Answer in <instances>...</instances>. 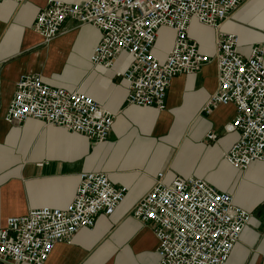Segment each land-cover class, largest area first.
Here are the masks:
<instances>
[{"label": "crops", "instance_id": "0c3cea01", "mask_svg": "<svg viewBox=\"0 0 264 264\" xmlns=\"http://www.w3.org/2000/svg\"><path fill=\"white\" fill-rule=\"evenodd\" d=\"M47 1L0 3V228L6 219L30 210L66 209L80 174H105L112 185L126 189L124 201L110 216L96 218L93 228L80 230L71 244L55 246L45 264H157L153 225L135 220L132 210L159 175L165 185L194 178L233 195L234 204L251 215L226 264H264V163L253 162L240 172L223 158L238 135L226 130L235 116L232 106L204 110L218 85L215 62L173 78L163 111L128 105L127 85L115 74L126 71L130 56L119 54L108 70L93 66L90 57L100 33L70 19L45 43L33 23ZM220 30L237 36L239 53L248 56L252 46L264 44V0L243 4ZM171 33L158 31L154 54L160 62L174 36L168 49L160 48L158 40ZM190 37L202 55L213 57L212 29L192 21ZM25 75L83 94L112 114L106 141L95 144L32 119L20 125L5 122L15 84ZM210 134L214 139L207 138Z\"/></svg>", "mask_w": 264, "mask_h": 264}, {"label": "built area", "instance_id": "2783aa9c", "mask_svg": "<svg viewBox=\"0 0 264 264\" xmlns=\"http://www.w3.org/2000/svg\"><path fill=\"white\" fill-rule=\"evenodd\" d=\"M248 1L48 0L34 20L33 31L49 43L67 19L95 28L100 40L90 63L108 70L119 54L130 56L126 71L115 75L127 85L126 103L138 108L163 111L172 79L193 75L213 60L218 85L204 110L234 108L235 116L226 130L238 139L223 158L244 172L253 162L264 163V44L252 46L249 55L243 56L237 36L220 28ZM192 21L214 31L212 58L202 55L191 39ZM162 28L174 37L172 48L160 62L154 48ZM29 119L63 128L95 144L106 141L114 123L113 115L91 98L49 87L36 75L18 79L4 116L5 122L16 125ZM162 177L158 176L132 210L135 220L153 225L157 264H226L251 215L234 204L233 195L220 193L201 180L177 178L165 185ZM125 196L126 189L112 185L105 174H80L66 209L41 208L5 220L0 228V264H45L55 246L71 244L80 230L94 227L96 218L113 214Z\"/></svg>", "mask_w": 264, "mask_h": 264}, {"label": "rangeland", "instance_id": "374dc122", "mask_svg": "<svg viewBox=\"0 0 264 264\" xmlns=\"http://www.w3.org/2000/svg\"><path fill=\"white\" fill-rule=\"evenodd\" d=\"M173 35L172 33L170 34V36H164V37H161L159 40H158V44H159V47L160 48H163V49H168L169 45H170V40L172 39Z\"/></svg>", "mask_w": 264, "mask_h": 264}]
</instances>
